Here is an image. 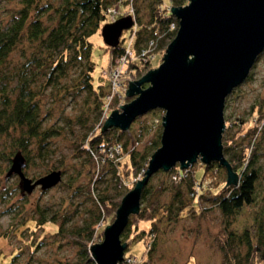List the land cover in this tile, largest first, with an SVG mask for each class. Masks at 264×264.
I'll return each instance as SVG.
<instances>
[{
    "label": "trees",
    "instance_id": "1",
    "mask_svg": "<svg viewBox=\"0 0 264 264\" xmlns=\"http://www.w3.org/2000/svg\"><path fill=\"white\" fill-rule=\"evenodd\" d=\"M137 2L57 0V4L51 6L40 0H22L21 9L11 17L10 23L0 27V143L4 139L10 141L11 152L7 157L10 168L15 154L20 153L27 165L33 148H36L38 154L47 152V144L58 136V132L44 127L41 105L35 96L36 89L31 87L37 75L43 81L38 84L42 90L59 88L86 100L90 99L94 119L90 123L84 122L86 132L78 140L76 151L88 158L94 170L91 174L93 183L100 181L104 165L109 164L113 168L117 192L113 196L101 194L93 197L96 214L82 227L67 232L62 225L56 227L51 220L36 222L42 229L46 225L53 226L56 236L76 246L77 258L72 264H96L89 249L103 239L99 225L102 222L113 223L123 197L134 187L135 179L141 180L144 177L151 157L161 145V111L137 119L134 133V127L128 132L110 129L101 133L105 122L102 121V114L108 110L113 112L120 104L127 100L129 103L131 99L121 95L119 89L113 91L110 81L97 87L93 84L90 37L109 24V11L127 5L134 17L135 28L128 32L130 40L127 47L119 45L111 49L112 64L115 58L129 49L134 60L128 62L127 72L131 80L138 81L162 63V54L176 36L178 21L171 15L170 9L184 7L189 0H150L146 7L149 19L145 22L139 16ZM43 14H53L49 26L41 20ZM121 17L123 13H119V19ZM25 42L32 52L24 56L25 63L11 75L10 80H14L15 87L9 90V85L4 84L5 79L8 80L4 70L13 54ZM158 52L161 57H157ZM118 83L121 87L128 84L123 79ZM122 92L125 94V90ZM109 96L112 97L110 101L107 98ZM143 118L145 120H141ZM251 118L253 123L248 129L244 127V122L238 120L239 123L234 124L238 132L231 138H227L226 133L222 137L223 155L238 177V185L224 189L227 173L218 163L203 165L205 176L200 182L194 178L192 167L184 171L176 167L169 173L158 172L142 191L140 213L130 217L121 235V242L127 244V247L143 243L145 251L140 259L128 255L119 264H133L127 262L130 259H135L134 264H151L160 234L166 233L169 226L181 219L192 215L205 216L212 209H217L224 219L225 227L218 235L217 247L225 263L264 264V209L256 200L261 179L260 168L257 166L260 151L257 140L264 129L263 126L259 130L256 124L264 119V114L259 112L256 116L251 115ZM146 135L154 136V139L140 152L138 148ZM116 149H119V153L115 152ZM97 163H102L99 170H96ZM218 174H223V178L212 189L211 181ZM157 175H161V179L153 187L151 181ZM89 194L92 195L93 191H89ZM163 195H168L167 202H162ZM203 203L209 207H203ZM253 210L258 212L250 225L241 231L229 229L228 221L231 218ZM14 259L15 255H12L6 262L0 260V264H12Z\"/></svg>",
    "mask_w": 264,
    "mask_h": 264
},
{
    "label": "rangeland",
    "instance_id": "2",
    "mask_svg": "<svg viewBox=\"0 0 264 264\" xmlns=\"http://www.w3.org/2000/svg\"><path fill=\"white\" fill-rule=\"evenodd\" d=\"M21 1L0 0V27L10 23L11 17L16 15L22 7ZM40 1L45 5L55 6L57 4V0ZM149 2L150 0H138L137 2L139 16L144 22L149 19L146 9ZM119 13H123V17L131 16L134 20L129 7L122 5L117 7L113 16L109 17L108 23L111 24L118 20ZM51 16L43 14L40 17L44 25H50ZM128 36V31H124L120 45L124 47L129 45ZM89 42L92 45L93 84L96 87L106 85L109 82V74L113 70L112 51L104 44L101 29L90 37ZM31 52V47L25 42V45L11 57L8 67L4 70V74L8 75V80L5 79L4 84L9 85V90L15 87L14 80H10L11 75L22 67L25 63L24 56H29ZM157 57H161L160 52L157 53ZM113 72L115 79H117L116 72H118L120 80H126L128 83L135 82L128 75L127 68L120 67ZM40 79V76H35L31 87L36 89L35 96L41 105L44 127L58 132V136L47 144V152L38 154L36 148H33L31 160L23 172L27 178L35 181L53 171H60L62 182L49 191L42 192L40 188H37L30 195H22L18 177L15 175L10 178L6 177L10 169L7 161L11 152L10 141L4 139L0 143V260L6 262L12 255H15L12 264H72L77 258L76 246L65 241L61 236H56L53 226L46 225L42 229L36 225V222L51 220L55 222L56 227L62 225L67 232H70L82 227L96 214L93 197L101 194L113 196L117 191L111 165H104L100 181L93 183L91 174L94 170L88 163V158L76 151L78 140L86 132L84 122L90 123L94 119L90 99L86 100V98L76 96L73 92L68 93L59 88L42 90L38 85L43 82ZM127 86L128 84H125L119 88L121 95H125L122 90L126 92ZM127 101L119 107L128 104ZM259 112L264 114V52L252 69L250 78L226 100L224 120L225 125L229 123V128L225 129L223 136L226 133L227 138H231L238 132L239 129L234 126L239 123L238 120L244 122V127L248 129L253 123L251 115L256 116ZM137 125L138 122L131 125L130 129L134 127L132 133L137 129ZM256 126L261 130L264 126V119L260 120ZM259 134L257 142L260 151L257 166L260 168L261 179L258 183L256 200L257 204L264 209V129ZM153 139L154 136L146 135L138 150L143 152ZM100 168H102V163H97L96 170ZM191 169L194 172V178L200 182L205 176L203 164L197 162ZM221 178L223 174L214 177L211 181L212 189ZM160 179L161 175L155 176L151 185L155 187ZM139 180L137 178L135 182ZM89 191H93V194H89ZM167 196L163 195L162 202L168 201ZM202 206L209 207L207 203H203ZM251 212L245 211L240 216L231 218L228 221L229 229L241 231L250 225L253 216H256L258 211ZM109 225H111L109 222H102L98 227L99 232H103ZM224 227V219L217 209H212L205 216L192 215L179 220L178 223L169 226L165 230L166 233L160 234L151 264H226L217 247L218 235L223 232ZM144 251L143 243H135L128 247L125 256L131 255L135 259H140Z\"/></svg>",
    "mask_w": 264,
    "mask_h": 264
},
{
    "label": "water",
    "instance_id": "3",
    "mask_svg": "<svg viewBox=\"0 0 264 264\" xmlns=\"http://www.w3.org/2000/svg\"><path fill=\"white\" fill-rule=\"evenodd\" d=\"M170 13L178 21V30L162 63L128 83L125 98L132 101L111 112L101 129V133L128 132L137 119L155 111L164 113L160 148L144 177L123 197L115 220L103 230V240L89 249L96 264L123 262L128 247L121 235L130 217L140 213L142 191L158 172L188 170L197 162L218 163L227 173L224 189L238 185L223 155L224 109L227 98L247 81L264 52V0H189ZM134 25L131 16L104 25L101 37L106 47L116 49L123 32ZM25 167V159L17 153L6 175L18 177L22 195L37 188L49 191L62 182L60 171L33 181L25 176Z\"/></svg>",
    "mask_w": 264,
    "mask_h": 264
},
{
    "label": "built area",
    "instance_id": "4",
    "mask_svg": "<svg viewBox=\"0 0 264 264\" xmlns=\"http://www.w3.org/2000/svg\"><path fill=\"white\" fill-rule=\"evenodd\" d=\"M110 14V17L113 16L116 11L115 10H111L108 12ZM151 46V45H150ZM143 55H145V53H143ZM134 60V57H133V54L131 51H129V49H127L125 51V54L117 57L114 59L113 61V70L112 72L109 74V81L111 82V88L113 91H117V89H119L121 86L119 85L118 81H120V77H119V73L116 72L117 74V79H115V73L113 72L115 69L118 70L120 67L121 68H127V65H128V62H132ZM115 68V69H114ZM108 100L110 101L112 99L111 96L107 97ZM110 111L108 110L107 112H104L102 114V121L105 120L109 117L110 115ZM164 116V113L162 112V117ZM161 122H162V118H161ZM119 149H116V153H119L118 151ZM128 263H135V259H130V260H127Z\"/></svg>",
    "mask_w": 264,
    "mask_h": 264
}]
</instances>
